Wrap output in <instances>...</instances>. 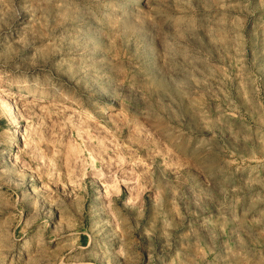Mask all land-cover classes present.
Returning <instances> with one entry per match:
<instances>
[{
    "label": "clouds",
    "instance_id": "1",
    "mask_svg": "<svg viewBox=\"0 0 264 264\" xmlns=\"http://www.w3.org/2000/svg\"><path fill=\"white\" fill-rule=\"evenodd\" d=\"M262 85L264 0H0V264H264ZM42 104L118 117L149 149L83 160L57 227L24 188L25 169L63 183L35 138Z\"/></svg>",
    "mask_w": 264,
    "mask_h": 264
},
{
    "label": "rangeland",
    "instance_id": "2",
    "mask_svg": "<svg viewBox=\"0 0 264 264\" xmlns=\"http://www.w3.org/2000/svg\"><path fill=\"white\" fill-rule=\"evenodd\" d=\"M219 66L227 68V63H222ZM233 83L234 88L232 91L239 92L240 80L235 79ZM262 88H264V85H262ZM21 107H23L22 104ZM33 123L39 150H42L51 158L56 149L59 148L60 154L55 157L54 162L56 169L60 172L59 178L63 183H50L47 170H44L45 174L41 175V173H34L32 169H25L26 184L24 188L34 200L46 203L49 207L53 208L56 214L55 223L52 220L48 221L53 227H57L62 223L60 208L56 207L53 202H63L69 205V212L71 213L72 211L71 204L75 197L65 195L64 185L67 184L68 192L72 191V183H69V181L75 180V176H73L74 170H76V175L80 174V170L83 168V164L81 163L83 160H90L96 168H100L101 157L104 161H108L109 157L116 160L117 155L127 156L129 152H132L143 158L145 163H147L149 149L140 142V139H137L140 134L136 132L135 128L130 129L129 126L122 125L118 117L113 121L105 123L104 121L94 119L86 113H82L71 104H63L62 108H53L47 106V104H42L36 109ZM156 159L159 160L160 157L157 156ZM34 167L35 165H33ZM102 171L107 174L108 169L104 168ZM112 171L115 173L117 179L123 175V173L117 171L115 165H113ZM93 179L89 170V174L83 181L81 189L78 190V194H82L84 187H87L89 197L95 194L96 188H100V191L103 192V187L99 182H96L94 187ZM33 189H38L39 191H33ZM114 189L117 195L112 196L111 199L116 202L117 206L131 195L129 189L124 184L114 185ZM0 191L10 194L7 184ZM146 198L147 195H145ZM105 203H107V194H105ZM6 215L7 212H5ZM3 219L4 217L0 216V220ZM26 219L27 211H25L24 220ZM21 224H23V220ZM64 227L65 229H77L81 232L79 237L80 242H88V236L83 234V231L90 227V222L87 218H85L83 226H81L70 215L68 223ZM51 231L52 228L49 229V232Z\"/></svg>",
    "mask_w": 264,
    "mask_h": 264
}]
</instances>
